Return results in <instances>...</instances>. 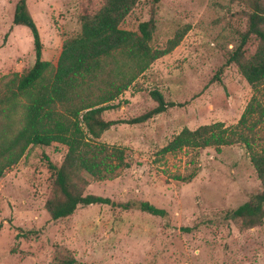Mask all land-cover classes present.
<instances>
[{
  "label": "rangeland",
  "instance_id": "1",
  "mask_svg": "<svg viewBox=\"0 0 264 264\" xmlns=\"http://www.w3.org/2000/svg\"><path fill=\"white\" fill-rule=\"evenodd\" d=\"M16 1L0 0V80L30 67L35 58L31 30L13 23ZM98 1L26 0L41 31L43 58L56 63L64 39L81 28L79 12ZM152 1L138 0L121 26L138 30ZM155 5L154 45H165L186 23L191 28L104 116L144 113L158 104L154 89L175 104L146 121L117 122L101 134L99 140L125 147L131 165L114 178L84 171L90 181L84 192L111 202L78 206L67 218L53 219L44 206L53 186L49 162L60 163L66 146L30 145L0 178V264H51L57 245L71 251L73 264H264V220L243 230L228 216L261 188L245 143L224 145L222 151L190 146L160 152L183 126L237 123L252 100L257 109L248 123L256 124L243 131L255 150H264V82L253 86L233 63L220 69L239 43L249 8L239 0H156ZM142 200L165 212L141 209Z\"/></svg>",
  "mask_w": 264,
  "mask_h": 264
},
{
  "label": "trees",
  "instance_id": "2",
  "mask_svg": "<svg viewBox=\"0 0 264 264\" xmlns=\"http://www.w3.org/2000/svg\"><path fill=\"white\" fill-rule=\"evenodd\" d=\"M137 1L99 0L79 12L81 28L64 39L56 63L42 57L41 31L26 0L15 3L13 23L31 30L35 58L30 67L0 80V178L8 167L19 162L30 145H65L62 161L49 162L54 170L53 186L44 206L53 219L71 216L78 206L111 202L109 197L84 192L90 183L84 171L98 179L114 178L131 165L125 147L99 140L106 129L117 122L146 121L175 104L154 89L151 93L158 104L144 113L128 119L104 116L106 110L120 106L115 99L136 77L158 57L173 51L191 28L190 23L180 26L165 45L156 46L152 43L157 27L156 0L151 2L149 18L139 23L138 30L121 26ZM239 1L249 8L247 25L220 69L233 63L250 84L258 86L264 82V0ZM256 109L250 101L233 125L217 120L194 128L183 126L160 149L167 153L190 146H214L222 151L224 145L245 143L261 188L228 212L243 230L264 220V150H255L254 140L243 131L244 127L255 126L256 122L248 123V116ZM138 204L154 214L165 212L147 200ZM70 252L57 245L51 264H73L76 258Z\"/></svg>",
  "mask_w": 264,
  "mask_h": 264
}]
</instances>
